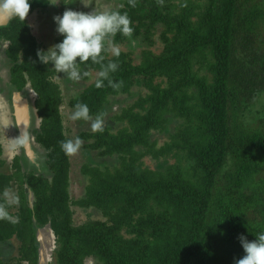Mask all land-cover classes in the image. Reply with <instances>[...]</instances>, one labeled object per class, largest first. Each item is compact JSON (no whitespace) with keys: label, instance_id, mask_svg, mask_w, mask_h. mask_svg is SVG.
<instances>
[{"label":"trees","instance_id":"16d2710c","mask_svg":"<svg viewBox=\"0 0 264 264\" xmlns=\"http://www.w3.org/2000/svg\"><path fill=\"white\" fill-rule=\"evenodd\" d=\"M121 2L114 11L128 15L133 32L112 42L130 51L109 50L102 62L118 63L109 79L121 86L105 79L97 88L101 64L89 60L80 65L88 76H66L67 101L60 73L37 56L52 46L28 24L54 11L52 1L30 0L24 21L0 24L7 87L35 94L28 135L38 155L23 172L30 159L17 147L10 172L0 171V207L16 220L0 219V264H38L36 233L47 225L54 264H236L240 236L264 233V0ZM77 103L92 120H78L82 147L68 156L61 142ZM107 111L105 130L93 132ZM13 187L17 206L4 198Z\"/></svg>","mask_w":264,"mask_h":264},{"label":"clouds","instance_id":"9594fccd","mask_svg":"<svg viewBox=\"0 0 264 264\" xmlns=\"http://www.w3.org/2000/svg\"><path fill=\"white\" fill-rule=\"evenodd\" d=\"M129 2L134 6V0H129ZM29 11L30 0H0V16H7L9 18L18 17L24 21L28 16ZM54 21L57 24L56 30L63 37V40L62 42L49 48L47 51H38L37 56L40 62L45 65L52 64L57 73H64L71 80L79 81L83 77L88 76V72L81 71L80 65L91 60L93 63L101 64L102 69L99 72L100 79L96 81V87H103L104 80L107 79L109 86L114 89H118L122 82H113L109 79V73L116 72L119 65L116 62H109L107 65H104L102 63L105 59L103 54L110 50L112 55L119 57L120 49L118 46L113 44L112 38L115 37L117 33L125 36H130L132 34L133 28L131 27V20L128 15L126 13L122 14L119 11L111 10L99 13L92 12L89 14L67 10L62 16L54 17ZM26 88L29 89L28 93L30 97H24L23 101L28 103L29 110H31L30 103L34 101L35 94L29 86H26ZM13 92L14 95L23 97L24 90ZM70 119L73 121L81 119L85 121L92 120L88 105L84 103H77L75 111L71 114ZM30 121L27 133L29 132V127L33 126ZM91 128L93 132H103L105 130V123L103 119L97 117L91 123ZM27 133L23 132L22 134L24 142H27ZM82 143V140L79 137H76L74 140L69 139L62 141L61 148L66 155L73 156L78 153L82 147ZM17 144L19 149L25 153L22 141L21 143L19 141ZM30 144L34 151L33 144L31 142ZM31 160L32 157L29 162H33ZM22 165L23 172L26 171V173H29L30 170L25 169L26 163L22 162ZM29 193L28 197H30L31 202H28L31 208L33 200L32 194ZM0 219H8L11 222H16V220L12 218L2 207H0ZM47 226L50 227V225ZM45 228L46 227L37 231L36 240L38 232ZM256 237V240L249 241L245 236H240L239 239L245 255L243 258L237 260L236 264H264V233H260ZM39 248L40 246L38 243V256Z\"/></svg>","mask_w":264,"mask_h":264},{"label":"rangeland","instance_id":"374dc122","mask_svg":"<svg viewBox=\"0 0 264 264\" xmlns=\"http://www.w3.org/2000/svg\"><path fill=\"white\" fill-rule=\"evenodd\" d=\"M51 1H52V5L51 6L54 7V11H52V9L50 8V11L48 13H46V14H44V13L42 14L41 12H35L28 19V24H29L30 28L32 29V32H33L34 35H36V36L37 35H41L43 37H46L44 44L46 43V44H50V46H54L55 45L54 40L50 39L51 38L50 34L56 35L58 33L57 30H56L57 29V24L54 23L55 22L54 21V17L63 15V13L65 11L62 12L60 10V6H63V3L68 1V0H51ZM121 1L122 0H84V3H82L80 5H77L76 4V0H71V2L68 4V6L71 5V7L68 10H72V11H76V12H83V13L85 12L86 14L92 13L93 12L92 11L93 8L97 9L96 10L97 13L98 12H102V11H109V10L114 11L122 4ZM72 5H74V6H72ZM52 41H53V43H51ZM118 47L121 50H123V48L125 47L127 51H130V48L125 46V45H124V47L121 46V45L118 46ZM128 48H129V50H128ZM138 50H139V48L136 49V51H135V53L133 55V59H134L133 63H135V64L140 62V60H141V56L140 55H141V52L143 51V49H141L140 52H138ZM0 53H1V50H0ZM5 61L6 60L3 59V55L0 54V67H1L0 68V76L3 77V78L6 77V76H9V72H8L9 64L6 63ZM1 64H3V66ZM1 71H3V73H1ZM66 76H67L66 74L60 73V76L56 77V81L59 84L63 85L62 90L64 92V98L67 101L68 97L74 96V93H73V91L71 92V91L68 90V83H67ZM0 88H4L5 89V93H6L5 94L6 97L5 96L4 97L0 96V125H1V127H0V134H1L0 140H1L2 143H5V142L8 143V145L6 144V147H8V149H6L7 152L5 153V156L7 158L5 156L3 157V159L6 160L7 163H6L5 167L2 168L0 171L7 172V170L9 169V166H11L12 160L14 158L13 155H11V153L14 152V150L17 147L19 148V146H18V144H16V141H14L16 139V136H14V133L12 131V127L13 126L15 127V122L13 120V113L10 112V109H8V106L5 108V105H8L7 104L8 101L5 98L12 97L13 101L14 100H18V99L14 95V92L11 89H9L8 87H5L4 84H0ZM72 88H73V86H71V89ZM28 91H29L28 88L24 89L23 97H21L22 100H24V97L25 98H29L30 97ZM12 93H13V96H12ZM1 95L3 96V94H1ZM118 98L121 101H124L125 99H128V97L126 95L125 96H120ZM10 102H11V100H10ZM65 114L68 115L69 112L68 113L66 112ZM109 114H110L109 111H107L105 113V115L102 116L101 119H103V121L107 120L109 118ZM68 118L70 119L69 116H68ZM34 120H35V118L32 115L30 123L33 126L29 127V131L34 129V127H35ZM70 123H71L70 126L71 127L73 126L74 128L73 127L71 128L69 136H70V139L74 140L75 139L74 136L76 137V135H77V131L76 130H79L78 128H82V124H81V122L79 123L78 120H76V121L70 120ZM16 135H17V138L19 137L17 143H19V141L21 143V140H20L21 138H20V136H19V134L17 132V129H16ZM19 145H21V144H19ZM7 153L9 155H6ZM23 154H24L23 151L21 149H18V155L21 157ZM34 155H35V157H38L36 152H34ZM81 157H82V155H77L78 160H80ZM114 162H115V160H113V163ZM33 165H34L33 162H27V164L25 166V169L26 170H30ZM25 169H24V171H25ZM12 186H14V185H12ZM17 197H20V194H19L18 191H16L15 187H13L12 189L8 190L7 193H6V196H5V198L8 201V203L13 205V206H17V204H18ZM28 201L31 202L30 197H28ZM76 210H77V212H76L77 214H76L75 218L77 219V222H79V219L81 218L82 215H80V217L78 219V213H80V211H78V209H76ZM47 239H48V237H47ZM14 245H17L16 241L14 242ZM48 246H49V242L48 241H46V243L44 242L43 247L39 248V252L43 255V253L47 251V247ZM41 257H42L43 260L46 258V257H43V256H41ZM52 263H53V261L51 262V264ZM38 264H40L39 263V259H38Z\"/></svg>","mask_w":264,"mask_h":264},{"label":"water","instance_id":"95a60500","mask_svg":"<svg viewBox=\"0 0 264 264\" xmlns=\"http://www.w3.org/2000/svg\"><path fill=\"white\" fill-rule=\"evenodd\" d=\"M11 18L7 17V16H0V24L2 25H6L8 23V21ZM16 96V95H15ZM16 98L18 100H14V109H15V119H16V126H17V131L18 134L21 138V141L23 143V148H24V152L26 154V156L28 158L34 159L35 155L33 152V149L31 147L30 144V137L27 133V129H28V124L30 119L32 118L31 115V110H29V106L28 103L25 101H23L21 99V97L19 95L16 96ZM23 132L27 133V142H24L23 139ZM48 237V239H47ZM37 241L39 243V246L42 248L44 245V242L46 243V241L49 242V246L47 247V251L43 253V255L39 252V263L40 264H50L53 260H52V255H53V251L55 249V237L51 231V228L49 226H46L45 229L41 230L38 232L37 235ZM46 257L44 260L42 259V257Z\"/></svg>","mask_w":264,"mask_h":264},{"label":"flooded vegetation","instance_id":"af4514ba","mask_svg":"<svg viewBox=\"0 0 264 264\" xmlns=\"http://www.w3.org/2000/svg\"><path fill=\"white\" fill-rule=\"evenodd\" d=\"M76 2L80 5V4H82V3H84V0H76ZM1 73H3V71H1ZM2 81H1V83L0 84H4V86L5 87H7V82L4 80L5 79V77L3 78L2 77ZM1 94H3V96L1 95ZM5 89L4 88H0V96L1 97H4L5 96ZM12 96H13V93H12ZM6 97V96H5ZM5 99H7V104L8 105H5V108L8 106V109H10V112H12L13 113V120H14V122H15V124H16V119H15V109H14V101H13V99H12V97H9V98H5ZM10 100H11V102H10ZM6 104V103H5ZM30 104H32V102L30 103ZM12 118V117H11ZM16 128H17V126H16ZM18 129V128H17ZM12 131L14 132V130H13V128H12Z\"/></svg>","mask_w":264,"mask_h":264}]
</instances>
